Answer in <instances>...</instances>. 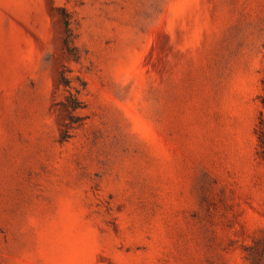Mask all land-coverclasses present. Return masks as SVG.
Wrapping results in <instances>:
<instances>
[{"label": "rangeland", "instance_id": "1", "mask_svg": "<svg viewBox=\"0 0 264 264\" xmlns=\"http://www.w3.org/2000/svg\"><path fill=\"white\" fill-rule=\"evenodd\" d=\"M0 264H264V0H0Z\"/></svg>", "mask_w": 264, "mask_h": 264}, {"label": "trees", "instance_id": "2", "mask_svg": "<svg viewBox=\"0 0 264 264\" xmlns=\"http://www.w3.org/2000/svg\"><path fill=\"white\" fill-rule=\"evenodd\" d=\"M64 22H65L66 27H69V25H70L69 19L64 17ZM64 41H65V44H69V39L67 37L65 38Z\"/></svg>", "mask_w": 264, "mask_h": 264}]
</instances>
